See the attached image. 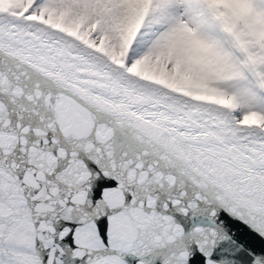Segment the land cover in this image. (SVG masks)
I'll use <instances>...</instances> for the list:
<instances>
[{"label": "snow or ice", "instance_id": "1", "mask_svg": "<svg viewBox=\"0 0 264 264\" xmlns=\"http://www.w3.org/2000/svg\"><path fill=\"white\" fill-rule=\"evenodd\" d=\"M0 264H264V0H0Z\"/></svg>", "mask_w": 264, "mask_h": 264}]
</instances>
